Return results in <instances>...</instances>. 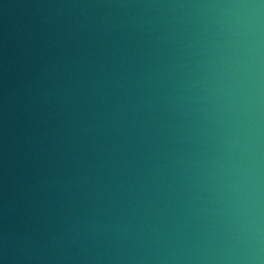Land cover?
<instances>
[{"label": "clouds", "instance_id": "1", "mask_svg": "<svg viewBox=\"0 0 264 264\" xmlns=\"http://www.w3.org/2000/svg\"><path fill=\"white\" fill-rule=\"evenodd\" d=\"M0 264H264V0H0Z\"/></svg>", "mask_w": 264, "mask_h": 264}, {"label": "water", "instance_id": "2", "mask_svg": "<svg viewBox=\"0 0 264 264\" xmlns=\"http://www.w3.org/2000/svg\"><path fill=\"white\" fill-rule=\"evenodd\" d=\"M16 15L17 14L12 10H5L3 13H0V31H2L4 26L9 24Z\"/></svg>", "mask_w": 264, "mask_h": 264}]
</instances>
